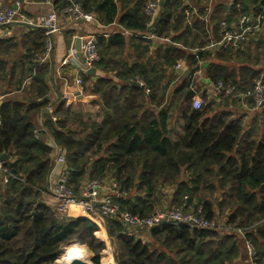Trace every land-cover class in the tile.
I'll use <instances>...</instances> for the list:
<instances>
[{
    "label": "trees",
    "instance_id": "trees-1",
    "mask_svg": "<svg viewBox=\"0 0 264 264\" xmlns=\"http://www.w3.org/2000/svg\"><path fill=\"white\" fill-rule=\"evenodd\" d=\"M147 1H53L56 13L61 14L72 2L78 3L84 12L93 13L101 25L117 20L123 29L137 34L136 39L130 40L134 51L131 63L114 59L126 46L121 34L97 39L100 61L95 68L112 73L114 78L98 79L89 87L88 94H97L104 109L99 122L73 112L63 100L54 104L46 100L47 70L35 59L45 52L44 30L34 28L32 33L22 34L18 42L13 38L0 41V57L11 65L20 64L22 76L31 75L26 89L29 97L4 99L0 94V155L9 157L2 164L9 174L6 184L0 176V264H54L60 249L72 242L86 244L94 253L93 264H103V260L109 264L104 257L109 248L97 239L100 231L96 225L88 226L90 221L84 216L60 218L44 200L49 195V178L55 171L54 149L32 120L50 107L52 114L43 119L42 128L64 154L68 185L75 194L88 179L116 181L124 193L114 200L119 209L141 218L155 209H167L165 206L190 213L200 210L208 220L226 217L222 230L227 233L222 235L183 224L148 230L151 242L160 250H150L137 233L132 234L118 220H107L106 234L115 264H234L245 241L255 251L252 262L264 264V138L254 125L244 129V117L235 118L226 111L215 113L216 103L207 101L203 93L199 94L205 103L199 110L192 109L191 100L185 101V90L192 79L182 78L176 84L172 70L182 60L190 68L209 58L208 51L190 53L182 48L206 46L205 25L199 21L194 22L193 28L185 24L182 0H166L154 36L174 44L160 43L150 54L153 41L140 38L143 33L150 34L144 13ZM192 1L203 6L199 13L204 15L208 0ZM228 6L226 13V6L216 5L209 17L208 27L214 29L215 38L218 24L226 21L227 14L232 21L234 10L242 15L251 8L253 15L261 12L264 17V0H234ZM261 24L264 30V19ZM249 43L233 54H216L224 63H234L231 56L236 60L246 54V59L233 68L211 63L206 78L212 84L221 82L243 90L251 89L256 81L264 83V75L250 65L254 61L251 49H247ZM5 66L6 61L0 60V70ZM15 67L10 68L12 75ZM90 80L91 77L82 76L83 93ZM15 88L9 86L5 90ZM245 102L253 105L251 100ZM172 104L180 108L183 124L181 136L175 139L167 129L168 108ZM171 188V198L164 199L165 191ZM228 227L243 234L226 230Z\"/></svg>",
    "mask_w": 264,
    "mask_h": 264
},
{
    "label": "built area",
    "instance_id": "built-area-1",
    "mask_svg": "<svg viewBox=\"0 0 264 264\" xmlns=\"http://www.w3.org/2000/svg\"><path fill=\"white\" fill-rule=\"evenodd\" d=\"M54 0H44L46 5L53 7ZM173 1V0H169ZM214 0H208L206 4V14L200 15L197 7L192 0H182V12L186 16V20L189 23V19L193 21L197 20L205 25L204 32L208 40V44L203 48H184L179 44H175L187 51L197 53L199 51L207 50H220L224 49L229 52L238 51L250 39L253 35L260 32L262 29V21L264 19L261 12L258 15L242 14L235 20H230L227 17L226 21H221L218 24V31L216 32V38L213 36L214 29L208 27L209 25V9ZM30 4V0H18L14 1L11 5H5L0 3V27L19 24L31 28L44 29L45 35L49 38L53 33L59 31L57 25V13L52 11L47 16L29 17L24 10L27 5ZM160 9V0H148L145 4L144 13L148 18L146 27L149 28L151 23L156 19L158 20ZM63 15L67 16L70 21H83L85 23H92L96 21V17L93 13H86L78 3H70L66 8L62 10ZM190 17V18H189ZM195 32V30H194ZM143 39L160 40L163 44H174L169 39H157L154 34L143 36ZM50 39V38H49ZM52 44L47 39L45 44V52L38 59V63L45 62L51 52ZM80 51L83 62L78 69L77 76L75 77V85L77 92L83 94L82 89V76L86 75L88 69L95 67L100 61V53L97 48V40L94 36H86L81 39ZM181 62H179L173 70H180ZM182 73V72H181ZM189 86L190 90L195 92V96L191 99V107L193 110H199L204 105V99L198 94L195 86L194 78ZM143 86L142 83H139ZM214 90L222 94L224 97L232 98L236 102L244 103L247 100H251L254 103V108H258L264 103L261 100V95L264 93V83L262 81H256L251 89H238L233 85H223L221 82L213 84ZM76 97V95H75ZM0 96V101H1ZM48 110H50L48 108ZM56 153L54 154V168L55 171L51 174L48 182V191L54 199L55 212L60 218H73V214H81L87 217L90 222L95 223L96 226L101 227L102 231L106 234L107 220L116 219L127 230H136L140 232L142 230L148 231L158 228L162 225H187L196 230H213L219 231L223 227L214 219H206L199 210L198 213L183 212L182 210L175 208L167 209H155L150 215L146 217H140L133 215L127 211H121L118 205L115 203V199L124 196L121 192L119 184L116 181H109L104 183L98 179H88L82 184L80 190L75 194L68 185V171L66 166V160L64 154L55 146ZM1 156V155H0ZM5 162H0V176L3 184L8 181V171L2 167ZM71 208H76L77 213L71 214ZM76 218V217H74ZM226 230H234L238 235H242V231L235 229L234 227H228ZM107 236V234H106ZM108 238V237H107ZM248 251V257L251 264L255 251L253 247L246 242Z\"/></svg>",
    "mask_w": 264,
    "mask_h": 264
},
{
    "label": "crops",
    "instance_id": "crops-1",
    "mask_svg": "<svg viewBox=\"0 0 264 264\" xmlns=\"http://www.w3.org/2000/svg\"><path fill=\"white\" fill-rule=\"evenodd\" d=\"M14 1L18 0H0V3L5 5H11ZM166 0L164 1L165 4ZM234 2V0H214L210 9L209 13L210 16L214 13V7L216 5H224L226 6V13L229 11V6ZM197 7V10L201 9V7L196 3H194ZM206 6V5H204ZM54 7V5H53ZM53 7L50 5H46L43 3L33 2L30 0V4L27 5L24 12L29 17H38V16H47L49 13L53 11ZM207 9V7H205ZM161 0H160V9L161 11ZM207 13V12H206ZM205 13V14H206ZM249 14H254L252 12V9L250 8ZM204 14V15H205ZM231 18L232 20H236L239 17V10L231 12ZM202 15V14H200ZM120 17V12L118 13L117 18ZM229 17L228 14L226 18ZM116 18V19H117ZM158 18V17H157ZM190 18V17H189ZM148 21V20H147ZM157 21V19L155 20ZM154 21V22H155ZM197 21V20H195ZM191 18L189 19V23H191V26L193 28L194 22ZM147 29H149V33L151 34L152 25ZM185 24L188 23V21H184ZM158 24V23H157ZM57 25L59 26V31L56 33H53L49 38L47 39L51 42L52 48L51 52L49 54V57L46 59L45 62L39 63V65L42 66L44 70H47L45 74V83L47 85L48 93L46 95V100H48L49 104H54L59 100L65 101V106L69 107L73 112L81 115L83 118H91L92 120L99 122L103 118L104 115V109L101 103V100L99 96L88 94L86 90L85 93L82 94V97H86L88 99L82 98V100L77 99L75 97L77 93V88L75 85V77L77 76L78 69L80 68L82 64V55L80 49L76 47V39L79 38L80 40L83 37L86 36H94L96 40L98 38H104L108 39L110 36L114 34H121L125 38L126 46H124L123 53L120 56H116L115 61H121L124 63H131L133 60V50L132 45H130L131 39H136L137 34L133 32L126 31L123 29L118 23L117 20L113 24L104 26L101 25L98 20L96 19L95 22L92 23H85L83 21H70L67 16L61 15L60 13H57ZM34 28L27 27L24 25L19 24H13L8 26L0 27V41L13 38L17 42L22 34H28L32 33ZM41 29V28H39ZM44 30V29H42ZM155 31V29H154ZM262 31V30H261ZM260 31V32H261ZM149 34V35H150ZM154 34V33H153ZM144 35V33H143ZM143 35H140V38L143 39ZM256 35H253L251 40H255ZM146 36V35H145ZM152 45H150L149 53H153L157 48L161 46L160 43H163L162 41L158 40H152ZM155 41V42H154ZM159 43L158 45H156ZM165 44V43H164ZM81 46V45H80ZM210 54L209 58L206 60H200L197 65H194L192 67H188L185 60L181 61V69L180 70H172L173 76H174V82L176 84L180 83L182 78H194L195 86L194 88L198 92V94H205L207 101H212L216 103V106L214 107L213 111L221 112L226 111L231 113L235 118L244 117V129L247 131L248 129H251L252 127L256 126L258 135L262 138H264V103L261 104L258 108L254 109L248 106L245 103L236 102L225 99L222 100V94L217 93L214 90L213 84L206 78L205 73L207 71V68L209 64L211 63H218L221 65H226V63L220 61L216 58V54L222 53L226 50L220 49V50H207ZM190 53H193L189 50ZM77 53H80V55H77ZM0 60L6 61V66L4 70H0V94L2 98H8V97H15L18 100H22L23 97L25 98L29 97V94L26 93V89L28 90V85L30 83V77H27V75L22 76L21 75V68L20 64H14L11 65V63H8V60L3 59V57H0ZM12 66H16L14 69V74H11L10 68ZM95 68V67H94ZM96 73L93 77H91L90 80V87L97 82L98 79L104 78L107 80H112L113 74L112 73H104L103 71L98 70L95 68ZM185 71H189V74L185 77ZM182 72V73H181ZM11 83V84H10ZM10 84V85H9ZM9 86H15V90L11 91L10 89L5 90ZM172 87L169 90V93L171 92ZM190 89L185 90V92L189 91ZM2 91V92H1ZM199 94V95H200ZM233 102V103H232ZM82 106L87 107L88 111L83 112ZM50 107V106H49ZM50 111L52 110V107H50ZM161 108H159L160 110ZM180 108L177 107L175 104H172L168 108V113L170 115L168 123H167V129L170 132L173 139L178 138L182 134V122L180 120ZM158 110H155V113H157ZM213 112V114H214ZM174 113H177V116H174ZM51 112L49 117L51 116ZM44 109L42 112L34 116L33 123L34 125L39 128V131L44 130L42 128L43 119L46 120L47 118L44 117ZM174 119V120H172ZM182 125V126H181ZM254 125V126H253ZM44 139L46 140L47 144L49 146H52L53 149H55V146L52 144L51 139L48 137L47 134H41ZM56 151L54 150V154ZM174 188L168 189L165 191V195L168 199L171 198V194ZM45 202L49 206H53L55 203L53 197L51 195H47L44 198ZM74 212L77 213V209L74 208ZM74 217H80L81 214L73 215ZM149 235V234H148ZM241 236V235H240ZM238 239L241 241L244 240L242 237L237 236ZM150 238V235H149ZM246 253V259L247 264H251L248 257V251L246 247V241L244 245H241Z\"/></svg>",
    "mask_w": 264,
    "mask_h": 264
},
{
    "label": "rangeland",
    "instance_id": "rangeland-1",
    "mask_svg": "<svg viewBox=\"0 0 264 264\" xmlns=\"http://www.w3.org/2000/svg\"><path fill=\"white\" fill-rule=\"evenodd\" d=\"M251 39H248L247 41H246V43L244 44V45H246L247 43H249V41H250ZM260 42H262V44L261 45H258L257 46V44L258 43H260ZM244 45H242L241 47H243ZM256 46H257V48H256ZM245 48V47H244ZM248 48H250L251 49V52H250V57H251V60L252 61H254V62H252L250 65L252 66V67H254L255 69H257L258 71L260 70V74L262 75H264V30H262L261 32H258L257 33V35H256V38H255V40H253V41H250V43H249V45H248V47H247V49ZM246 49V50H247ZM235 51H233V52H231V54H233ZM43 54V53H42ZM42 54H37L36 55V57H35V59H39L41 56H42ZM226 56H228V55H226ZM258 56V57H257ZM232 57V60L234 61V63L233 62H226V66H228V67H230V68H233L234 67V65H235V67H236V64H237V62H241V64H242V62H245V59H246V54H242V55H240L239 57H237L236 58V60L233 58L234 56H231ZM256 60H257V64H253V63H255L256 62ZM239 64V63H238ZM254 65V66H253ZM258 75L259 76V78H260V76L261 75ZM86 86H87V89H88V91H87V93L89 92V87H90V84L89 83H87L86 84ZM84 98V97H83ZM84 99H87L86 97L84 98ZM226 101H228V100H231V101H234V99H232V98H230V97H228V98H226L225 99ZM261 100H263L264 101V93L261 95ZM87 101H88V99H87ZM233 103V102H232ZM235 103V102H234ZM251 108H254L255 106H254V103H253V105L252 106H250ZM82 108L83 109H81L80 108V110H83V112H87L88 111V109H87V107H85V106H82ZM255 109V108H254ZM48 110V109H47ZM49 112H48V114L50 115V110H48ZM174 116L176 117L177 116V113H174ZM172 120H174V119H172ZM182 126V125H181ZM131 195V194H130ZM165 198H167V197H164V199ZM166 208H169V206H165ZM75 210L73 209V208H71V214L72 213H75L74 212ZM73 215H75V214H73ZM83 216V215H82ZM70 218H72V217H70ZM73 218H74V216H73ZM225 216H220L219 218H214L221 226L223 225V223L225 222ZM91 224H93L92 222H90ZM94 225H95V223H94ZM97 228H98V226H96ZM99 229V235L97 236V239H100V240H102V241H104V243L107 245V247L109 248V252H108V254H107V256L105 255L104 257H105V259H107L108 260V262H110L109 261V259L113 262V264H115V261H114V257H113V254H112V248H111V245H110V242H109V239L107 238V236H106V234L104 233V231H102V228L101 227H99L98 228ZM130 232L132 233V234H135L136 235V230H130ZM217 233H219L220 235H222V234H225V233H227L226 231H217ZM137 236L141 239V241H142V243L143 244H146V245H148L149 246V249L150 250H160L161 248L158 246V245H155V244H153L152 242H151V239L149 238V235H148V233H147V231H145V230H142V231H140V232H137ZM82 246L83 248H84V250L86 251V263H88V264H93L92 263V257L94 256V253L86 246V244H79V243H77V242H72L71 244H68V245H66V246H64V247H62L61 249H60V251H59V253H58V256H57V258L55 259V261H54V264H65L63 261H62V258H60V252L62 251V250H64L65 248H68V247H70V246ZM241 252L239 253V257L236 259V261H235V263L234 264H247V259H246V253H245V250H244V248L241 246V250H240ZM101 261H102V258H101ZM103 264H107V261L106 260H103V262H102Z\"/></svg>",
    "mask_w": 264,
    "mask_h": 264
},
{
    "label": "water",
    "instance_id": "water-1",
    "mask_svg": "<svg viewBox=\"0 0 264 264\" xmlns=\"http://www.w3.org/2000/svg\"><path fill=\"white\" fill-rule=\"evenodd\" d=\"M164 1L165 0H161V8L164 6ZM157 23H158V20L153 23L152 30H151V34L154 33V29L156 28ZM80 45H81V40L79 38H77L76 39V47H78V49H80ZM77 55H80V53H77ZM81 61L83 62V59ZM95 73H96V70H95L94 67H92V68H90V69L87 70L86 75L89 76V77H93L95 75ZM188 74H189V71H185V74H184L185 77ZM194 96H195V92L193 90L187 91V93L185 95V101H189V100L193 99ZM76 98L79 99V100L80 99L82 100L83 97H82V95L79 92H77L76 93ZM48 112L49 111L47 109H44V114H45L44 117L49 118ZM39 132L41 134H47L46 130H42V131H39ZM8 158L9 157L7 155H4L3 154V155L0 156V162H6V161H8ZM88 226H91V223L88 224ZM69 264H88V263H86L84 261H81L80 259L74 258V259H72L70 261Z\"/></svg>",
    "mask_w": 264,
    "mask_h": 264
},
{
    "label": "bare ground",
    "instance_id": "bare-ground-1",
    "mask_svg": "<svg viewBox=\"0 0 264 264\" xmlns=\"http://www.w3.org/2000/svg\"><path fill=\"white\" fill-rule=\"evenodd\" d=\"M75 245V244H74ZM86 251L82 246H70L65 248L60 252V258L65 264H69L70 261L74 258L80 259L81 261H86ZM109 264H113V262L109 259Z\"/></svg>",
    "mask_w": 264,
    "mask_h": 264
}]
</instances>
